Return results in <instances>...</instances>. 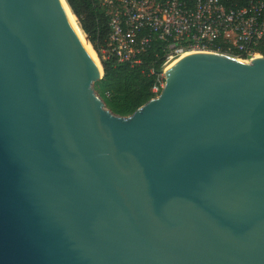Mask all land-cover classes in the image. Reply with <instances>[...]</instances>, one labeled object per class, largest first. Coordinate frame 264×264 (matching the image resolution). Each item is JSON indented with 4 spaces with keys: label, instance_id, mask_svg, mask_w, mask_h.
I'll return each mask as SVG.
<instances>
[{
    "label": "water",
    "instance_id": "obj_1",
    "mask_svg": "<svg viewBox=\"0 0 264 264\" xmlns=\"http://www.w3.org/2000/svg\"><path fill=\"white\" fill-rule=\"evenodd\" d=\"M159 73L117 116L61 0H0V264H264V57Z\"/></svg>",
    "mask_w": 264,
    "mask_h": 264
},
{
    "label": "built area",
    "instance_id": "obj_2",
    "mask_svg": "<svg viewBox=\"0 0 264 264\" xmlns=\"http://www.w3.org/2000/svg\"><path fill=\"white\" fill-rule=\"evenodd\" d=\"M108 17L109 34L98 61L137 66L153 38L163 41L165 59L185 53L222 54L245 62L261 55L264 1L234 0H98ZM165 60V62H166ZM165 64V63H164ZM163 86L158 74L151 91Z\"/></svg>",
    "mask_w": 264,
    "mask_h": 264
},
{
    "label": "trees",
    "instance_id": "obj_3",
    "mask_svg": "<svg viewBox=\"0 0 264 264\" xmlns=\"http://www.w3.org/2000/svg\"><path fill=\"white\" fill-rule=\"evenodd\" d=\"M65 2L93 50L100 57V51L104 48L109 34L105 9L98 0ZM222 2L228 7L234 0ZM164 45L163 41L153 38L141 55V64L137 66L117 63L113 58L101 62L103 76L94 84V89L111 113L121 117L128 116L158 94H154L151 89L166 60ZM255 50L264 56V43H259Z\"/></svg>",
    "mask_w": 264,
    "mask_h": 264
},
{
    "label": "bare ground",
    "instance_id": "obj_4",
    "mask_svg": "<svg viewBox=\"0 0 264 264\" xmlns=\"http://www.w3.org/2000/svg\"><path fill=\"white\" fill-rule=\"evenodd\" d=\"M61 1H62V3H63V6H64V8H65V10H66V13H67V15H68V18H69L71 24L73 25L75 31H76L77 34H78V37H79V39H80V41H81L83 47L85 48L86 52L88 53L90 59L93 61L94 65H95V67H96V69H97V77L100 78V77H101V74H102V68H101V66H100V64H99V61H98V59H97V56H96V54H95L93 48L90 46V44H89L88 42H86V41L84 40V38H83V36H82V34H81L79 28H78L77 25H76L75 17H74L73 14L71 13V11H70V9H69L67 3L65 2V0H61ZM195 53H196V52L185 53V54H181V55L170 56V57L166 60L164 66H166L167 64H170V63H172V62H174V61H177V60H179V59H182V58H184V57H186V56H189V55H191V54H195ZM255 58H259V56H256Z\"/></svg>",
    "mask_w": 264,
    "mask_h": 264
},
{
    "label": "rangeland",
    "instance_id": "obj_5",
    "mask_svg": "<svg viewBox=\"0 0 264 264\" xmlns=\"http://www.w3.org/2000/svg\"><path fill=\"white\" fill-rule=\"evenodd\" d=\"M75 21H76V25H77V27L79 28V30H80V32H81V34H82V36H83V38H84V40L86 41V42H88V40H87V36L82 32V30L80 29V27H79V24H78V21H77V19L75 18ZM89 43V42H88ZM90 44V43H89ZM91 46V45H90ZM92 47V46H91ZM264 57V56H263ZM99 64H100V62H99ZM100 66H101V64H100ZM159 74H161V73H159ZM101 77H102V74H101Z\"/></svg>",
    "mask_w": 264,
    "mask_h": 264
}]
</instances>
